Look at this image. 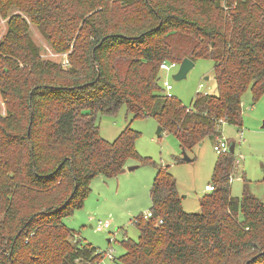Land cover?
<instances>
[{
  "label": "trees",
  "instance_id": "obj_1",
  "mask_svg": "<svg viewBox=\"0 0 264 264\" xmlns=\"http://www.w3.org/2000/svg\"><path fill=\"white\" fill-rule=\"evenodd\" d=\"M0 19V264H98L104 253L62 220L129 160L156 175L152 216L134 218L140 236L121 242L120 264H264V204L245 179L231 195L233 154L218 155L214 190L189 214L175 178L137 153L140 133L108 142L98 124L125 106L185 152L241 128L243 96L264 95V0H0ZM33 29L65 63L42 58ZM184 59L212 61L217 95L188 107L164 95L160 64Z\"/></svg>",
  "mask_w": 264,
  "mask_h": 264
},
{
  "label": "rangeland",
  "instance_id": "obj_2",
  "mask_svg": "<svg viewBox=\"0 0 264 264\" xmlns=\"http://www.w3.org/2000/svg\"><path fill=\"white\" fill-rule=\"evenodd\" d=\"M4 23L0 21V39L6 32ZM32 34L43 59L54 62L65 60V55H56L51 51L36 29ZM166 62L170 65L169 61ZM178 70L179 66L168 72H160V83L167 80L172 86V96L184 106H190L197 94L217 95L212 61L197 60L186 77L176 81L173 76ZM4 113L0 97V115ZM98 124L101 137L108 142L113 141L126 127L140 133L135 143L137 153L158 167L166 168L175 178L182 209L189 214L200 213V200L210 193L205 191V186L212 185V173L218 159L214 151L216 142H234L236 166L230 177L231 195L242 197L245 179L249 192L264 204V95L254 102L249 90L242 98L241 128L223 124L217 137L219 141L206 139L186 151L189 162L183 161L182 149L173 135L165 131L156 134L158 125L155 119H135L132 114H127L125 106L114 116L99 117ZM134 166L138 168L131 172L125 170L116 177L94 178L84 206L70 218L62 220L68 229L76 233L75 238L80 244H89L102 254L110 252L114 257V260L103 258L98 264H120L125 253L121 242L125 239L136 242L140 236L133 225L134 218L149 213L150 189L156 168L149 163L129 160L126 169ZM103 224H107L108 228H103Z\"/></svg>",
  "mask_w": 264,
  "mask_h": 264
},
{
  "label": "built area",
  "instance_id": "obj_3",
  "mask_svg": "<svg viewBox=\"0 0 264 264\" xmlns=\"http://www.w3.org/2000/svg\"><path fill=\"white\" fill-rule=\"evenodd\" d=\"M65 62L66 61H64V63ZM167 64L168 63L166 61H164V62H162L160 64L161 72H168L170 69H173V68H176L177 66H180V64H177L176 62H170V65H167ZM161 87L164 90V95L167 98H171L172 97V94H171L172 86H171V84L167 80H163L161 82ZM228 148H229V144H226L224 142H220L219 141V142H216V145L214 146V151L216 152V154L221 155V154H224V153L228 152ZM213 190H214V188H213L212 185H208V186L205 187V191H207V192H212ZM151 216H152L151 213H148L146 215L147 218H149ZM102 227L103 228H108V225L107 224H103ZM104 258L111 259V260L114 259V257L112 256V254L110 252L109 253H105L104 254Z\"/></svg>",
  "mask_w": 264,
  "mask_h": 264
},
{
  "label": "water",
  "instance_id": "obj_4",
  "mask_svg": "<svg viewBox=\"0 0 264 264\" xmlns=\"http://www.w3.org/2000/svg\"><path fill=\"white\" fill-rule=\"evenodd\" d=\"M194 64H195V62H193L189 59H184L180 63L178 72L173 76L174 80L179 81V80L184 79L186 77L187 73L194 67ZM161 133H162V128L160 126H158L156 134L160 135ZM234 149H235V143L230 142L229 148H228V153L233 154ZM182 154H183V161L189 162L190 158L186 155V152L182 150ZM137 168H138V166H134V167L127 168V170L128 171H134ZM260 255H264V251Z\"/></svg>",
  "mask_w": 264,
  "mask_h": 264
},
{
  "label": "crops",
  "instance_id": "obj_5",
  "mask_svg": "<svg viewBox=\"0 0 264 264\" xmlns=\"http://www.w3.org/2000/svg\"><path fill=\"white\" fill-rule=\"evenodd\" d=\"M0 21H1L2 23L5 22L4 20H1V19H0ZM4 24H5V23H4ZM5 28H6V26H5ZM115 138H116V137H115ZM126 171H128V170L126 169ZM129 172H131V171H129ZM206 186H208V185H206ZM206 186H205V187H206Z\"/></svg>",
  "mask_w": 264,
  "mask_h": 264
}]
</instances>
